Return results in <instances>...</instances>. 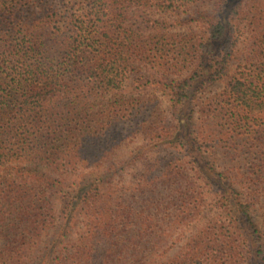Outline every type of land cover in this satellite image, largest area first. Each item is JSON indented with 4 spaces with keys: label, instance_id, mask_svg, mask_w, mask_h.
<instances>
[{
    "label": "trees",
    "instance_id": "1",
    "mask_svg": "<svg viewBox=\"0 0 264 264\" xmlns=\"http://www.w3.org/2000/svg\"><path fill=\"white\" fill-rule=\"evenodd\" d=\"M262 227L264 0H0V264H264Z\"/></svg>",
    "mask_w": 264,
    "mask_h": 264
},
{
    "label": "rangeland",
    "instance_id": "2",
    "mask_svg": "<svg viewBox=\"0 0 264 264\" xmlns=\"http://www.w3.org/2000/svg\"><path fill=\"white\" fill-rule=\"evenodd\" d=\"M225 85H226L225 82H219V83H216L215 85H213V86L210 88V90H211L212 92L219 91V90H221ZM255 215L258 216V214H255ZM256 219H257V221H259V222L261 223V220H260L258 217H257ZM262 228H263V227H262ZM263 231H264V228H263Z\"/></svg>",
    "mask_w": 264,
    "mask_h": 264
}]
</instances>
